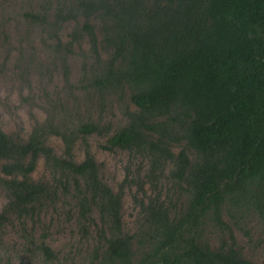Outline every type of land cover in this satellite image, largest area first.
<instances>
[{
    "label": "trees",
    "instance_id": "trees-1",
    "mask_svg": "<svg viewBox=\"0 0 264 264\" xmlns=\"http://www.w3.org/2000/svg\"><path fill=\"white\" fill-rule=\"evenodd\" d=\"M71 11L99 21L109 60L97 86L128 90L135 106L112 135L92 122L77 133L108 137L104 150L145 161L155 192L163 182L179 197L172 204L159 191L137 200L142 221L127 233L122 190L104 183L90 154L74 159L69 136L59 157L43 130L23 143L0 132L9 196L0 230L12 216L33 215L30 206L67 197L84 232L96 229L93 264H259L241 255L222 215L252 208L264 220V0H77ZM83 29L97 54L94 26ZM41 156L58 177L52 185L31 177ZM208 223L222 233L217 247L199 234ZM34 248L54 257L43 240Z\"/></svg>",
    "mask_w": 264,
    "mask_h": 264
},
{
    "label": "rangeland",
    "instance_id": "rangeland-1",
    "mask_svg": "<svg viewBox=\"0 0 264 264\" xmlns=\"http://www.w3.org/2000/svg\"><path fill=\"white\" fill-rule=\"evenodd\" d=\"M76 1L0 0V130L23 141L43 130L46 144L59 157L66 150L62 136H69L74 159L81 162L90 154L100 166L104 183L114 192L122 190V221L124 230L131 234L137 231L143 216L137 200L147 201L160 191L163 199L176 204L179 195L174 193L172 197L163 182L155 192L145 177L146 162L123 150H104L108 137L77 133L81 125L92 122L108 126L112 135L128 123L127 113L135 106L128 90L114 92L97 86L109 54L101 44L99 21L80 13L73 15ZM86 22L94 26L97 54L83 29ZM31 177L48 184L58 179L48 170L43 156ZM7 202L8 196L0 189V214ZM92 217L99 223L97 214ZM222 218L241 255L263 263L264 220L258 213L252 208L230 213L224 210ZM88 228L86 234L72 200L61 197L38 217L12 218L0 230V264H93L94 247L99 241L95 227ZM199 234L213 248L222 233L208 223ZM42 240L52 250L53 258L34 248Z\"/></svg>",
    "mask_w": 264,
    "mask_h": 264
},
{
    "label": "flooded vegetation",
    "instance_id": "flooded-vegetation-1",
    "mask_svg": "<svg viewBox=\"0 0 264 264\" xmlns=\"http://www.w3.org/2000/svg\"><path fill=\"white\" fill-rule=\"evenodd\" d=\"M0 132H2L4 135H6L9 139H12L15 143H17V142H19V143H23V142H25V141H23L21 138H12V137H10L7 133H5L4 131H2V130H0ZM29 139V138H28ZM27 141V140H26ZM36 164H37V162H36ZM32 175V174H31ZM6 178V175L1 171V169H0V179H5ZM20 179V178H19ZM34 180V179H33ZM35 182H38V180H34ZM43 184H48V183H46V182H43ZM50 184V183H49ZM52 184H54V183H52ZM52 184H50V185H52ZM0 189L1 190H3L4 191V193L8 196V193H7V191L5 190V188L3 187V185L1 184V181H0ZM9 203V196H8V202H7V204ZM7 204L5 205V207L3 208V210L7 207ZM31 208H33L34 209V216L35 217H38V214L39 213H42L43 211H45L46 209H48V208H50V207H52L53 208V205H35V206H30ZM3 210H2V212H3ZM33 215L31 214V215H28V217H32ZM12 218H15L14 216H12L10 219H9V221H7L6 223H5V226H7L8 224H10L11 223V220H12ZM5 226H2V228L1 229H4L5 228Z\"/></svg>",
    "mask_w": 264,
    "mask_h": 264
}]
</instances>
